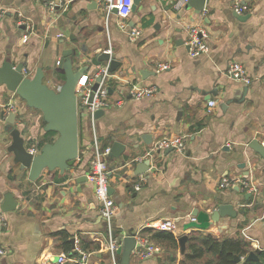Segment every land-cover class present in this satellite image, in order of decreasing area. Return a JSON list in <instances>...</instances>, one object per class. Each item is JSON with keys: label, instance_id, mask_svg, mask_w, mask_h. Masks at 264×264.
Listing matches in <instances>:
<instances>
[{"label": "crops", "instance_id": "0c3cea01", "mask_svg": "<svg viewBox=\"0 0 264 264\" xmlns=\"http://www.w3.org/2000/svg\"><path fill=\"white\" fill-rule=\"evenodd\" d=\"M232 1L205 0L204 10L197 13L183 0H141L128 18V26L141 34L130 41L116 15L106 14L95 0H0V66L8 58L13 64L23 62L28 76L40 67L43 82L58 89L64 74L56 62L63 54L71 51L74 69L86 67L85 73L92 74L99 66L90 60L109 51L117 62L109 71L112 75L156 88L148 98L126 96L115 105L123 84L110 79L112 103L95 119L102 148H110L114 141L125 146L118 158L107 156L110 195L117 207L112 233L121 245L125 236L133 235L158 249L149 259L131 253L128 264H204L213 258L205 253L187 262L186 243L183 252L164 249L143 231L156 230L153 224L168 220L175 222L177 236L240 239L252 250H264V159L248 147L252 139L264 135V0H245L247 9L241 15L233 11ZM239 16L245 19L238 20ZM25 18L32 33L22 43L24 30L18 23ZM193 26L204 31L209 46L196 58L184 45ZM232 61L244 67L248 85L225 74ZM158 64L167 68L160 71ZM212 91L215 94L207 99ZM208 100L217 103L209 114ZM226 101L230 103L222 109ZM8 102L17 107L14 128L26 151L57 138L55 132L43 131L39 110L28 108L0 85V203L10 192L17 204L15 210L3 213L6 225H0V247L5 253L0 264H53L62 253L67 255L65 264H120V255L112 260L107 249L106 225L86 178L92 156L88 121L79 118L78 157L69 170L63 174L43 170L31 183L28 170L14 161L12 137L4 130L3 108ZM163 137H185V150L153 154L144 159L151 163L148 171L136 175L139 162L134 159ZM222 178L250 180L259 192L249 197L237 185L221 188ZM222 203L232 206L234 217H221L206 230H183L192 210L208 213ZM71 238L77 254H72Z\"/></svg>", "mask_w": 264, "mask_h": 264}, {"label": "water", "instance_id": "95a60500", "mask_svg": "<svg viewBox=\"0 0 264 264\" xmlns=\"http://www.w3.org/2000/svg\"><path fill=\"white\" fill-rule=\"evenodd\" d=\"M141 0H132L131 12H135ZM192 7L197 13L204 10L205 0H186V7ZM116 13V9L112 10ZM238 16V15H237ZM245 17V16H244ZM238 20H244L242 16L237 17ZM23 30V27L20 26ZM94 66H98L104 62L109 63V71H111L117 62L110 52L102 51L93 56L90 60ZM58 67L63 71V83L58 89H52L43 82L44 74L40 67H36L32 76H24V63L19 62L13 64L10 58L6 59L0 66V85L5 89L18 96L28 108L39 110L42 114L44 123V132H55L57 138L52 143L43 144L39 152L35 155L26 151L23 146V141L19 138L18 131L14 128V113H9L3 120L4 130L10 133L12 144L10 150L14 154V161L19 163L20 168L28 170V181L33 183L38 180L43 170L54 171L58 170L60 174L68 171L73 162L78 157V126L79 118L82 114L77 112V100L75 87L80 76L86 72V67L74 69L72 52L69 51L63 54L62 59L58 62ZM100 78L91 85L88 102L92 101L93 93L97 89V83ZM247 86L243 87V92H246ZM111 89L109 88V93ZM214 91L207 94V99ZM230 101L222 102L221 108L224 109ZM103 110L94 112L93 118L97 119L102 116ZM248 147L264 159V146L257 139H252ZM124 144L114 141L109 149L108 156L118 158L124 151ZM171 149H166L165 153ZM149 169V162L144 160L136 165L135 174H145ZM86 181V178H83ZM238 189V188H237ZM109 188V193H110ZM264 195V185L262 186ZM250 197V194H247ZM16 201L10 192L3 195V200L0 203V211L2 213L10 212L16 209ZM232 206L227 203L219 204L213 211L204 212L194 209L190 216L194 221L185 223L182 228L184 231L194 228L197 230H206L213 222H217L219 218L224 216L234 217L235 212ZM187 235H179L178 244L180 251H184ZM74 239H70L72 254H77L74 246ZM138 247L135 237L127 235L122 240V245L117 249L116 253L120 255V264H128L132 251ZM260 250L254 249L246 256V260H256ZM71 254V255H72ZM235 263H239L240 259L235 257Z\"/></svg>", "mask_w": 264, "mask_h": 264}, {"label": "built area", "instance_id": "2783aa9c", "mask_svg": "<svg viewBox=\"0 0 264 264\" xmlns=\"http://www.w3.org/2000/svg\"><path fill=\"white\" fill-rule=\"evenodd\" d=\"M97 5L106 14H111L113 9H116V17L118 19V27L122 30L127 29L128 38L130 41H136L141 34L140 29L134 26H128V18L131 15L132 0H95ZM186 2V0H183ZM245 0H233L232 9L233 11L241 15L246 11L244 4ZM50 11H54V5L52 3L47 4ZM18 26L23 27L21 42L26 43L32 33V25L30 20L25 18L18 23ZM184 45L187 48V53L191 58H196L205 54L209 50L208 44L204 41V31L197 26L188 28L187 36L184 41ZM109 52V51H107ZM58 65V62H56ZM99 67L92 74H82L80 79L77 81L75 87V94L77 100V112L82 114L83 119L88 121L89 135L91 140L92 156L89 160V170L86 174L87 181L91 184L93 189L94 199L97 203L98 213L103 219L106 225V242L107 249L112 260L117 257V249L121 246V241L118 240L112 233L111 225L112 219L117 210L116 204L114 203L109 193V182H108V165L107 156L109 153V147L102 148L99 142L98 134L95 127V119L93 118L94 112L98 110H106L111 105L110 93L108 82L110 79L120 81L123 85L120 86V95L114 101L115 105L123 103L125 97L132 100H141L152 96L156 92L154 86H142L136 83L128 81H122L119 77L112 75L109 72V63L104 65H98ZM158 70H164L167 68L165 64H158ZM24 76H28L25 70L22 71ZM225 74L235 80H239L244 84L250 83V78L247 75L244 67L238 62H230L226 69ZM100 78L97 83V89L93 93L92 101L88 102L89 92L91 85L96 81V78ZM216 101L208 100L206 103V113H211L216 107ZM4 118L9 113L16 112V105L13 102H8L4 105ZM260 144L264 146V135L258 140ZM185 137H163L153 143L150 150L143 156L136 157L134 162H142L144 159H150L153 154L171 149L176 152L182 153L185 150ZM27 152L35 155L39 152V148L32 146L27 148ZM149 166H150V161ZM134 185L135 189H139L143 178ZM237 185L242 191L249 193L251 196L259 192V186L250 180H228L227 178L220 179L219 186L221 188L230 187ZM190 221H194V218H190ZM0 225H6V219L3 213H0ZM152 228L161 231H169L174 233L176 231V225L173 220L163 221L158 224H153ZM138 247L135 248L132 253L140 259L153 258L157 254V248L146 241V239L137 237L135 238ZM5 251L0 247V255L4 254ZM67 255L65 253L59 254L53 264H65L67 261ZM113 264H116L115 262Z\"/></svg>", "mask_w": 264, "mask_h": 264}, {"label": "trees", "instance_id": "16d2710c", "mask_svg": "<svg viewBox=\"0 0 264 264\" xmlns=\"http://www.w3.org/2000/svg\"><path fill=\"white\" fill-rule=\"evenodd\" d=\"M41 147V145H39ZM145 233L151 234V239L161 246L169 248L171 250H177L179 248L178 238L169 231L152 230L145 228ZM67 236L64 235V238ZM186 253L185 259L187 262H195L200 259L205 253L213 255V258L206 261L204 264H237L234 258L240 259L238 264H264V250L259 251L256 260H246V256L249 252L253 251L249 244L240 239H226L218 241L210 236L201 235H189L185 242ZM168 251L167 249L165 250ZM174 251V252H175ZM168 259L172 261L174 259L169 253Z\"/></svg>", "mask_w": 264, "mask_h": 264}]
</instances>
